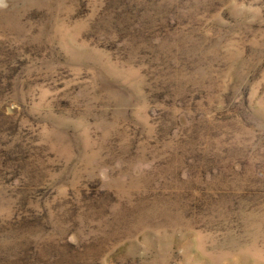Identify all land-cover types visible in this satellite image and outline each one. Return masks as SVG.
I'll return each instance as SVG.
<instances>
[{
	"label": "rangeland",
	"instance_id": "1",
	"mask_svg": "<svg viewBox=\"0 0 264 264\" xmlns=\"http://www.w3.org/2000/svg\"><path fill=\"white\" fill-rule=\"evenodd\" d=\"M0 264H264V0H0Z\"/></svg>",
	"mask_w": 264,
	"mask_h": 264
}]
</instances>
